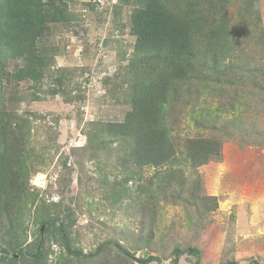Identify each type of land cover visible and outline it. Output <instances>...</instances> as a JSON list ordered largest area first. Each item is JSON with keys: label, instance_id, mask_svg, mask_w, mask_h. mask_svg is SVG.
Returning a JSON list of instances; mask_svg holds the SVG:
<instances>
[{"label": "trees", "instance_id": "trees-1", "mask_svg": "<svg viewBox=\"0 0 264 264\" xmlns=\"http://www.w3.org/2000/svg\"><path fill=\"white\" fill-rule=\"evenodd\" d=\"M240 1L243 4L234 11L233 0H135L133 51L109 90L115 103L128 109L121 120L92 121L87 143L105 181L106 187H99V191L106 201L119 204L118 209L131 195L134 201L138 199L140 211L148 207L151 198L155 205L173 199L175 204L200 205L207 212L217 208V196L202 194L197 169L223 160V141L228 134L220 129L225 120L220 118L219 127L218 119L211 121L213 109L207 98L218 91L221 98L236 105L244 98L237 92L239 82L247 77L249 86L261 88L264 80V67L252 69L236 62L242 50L239 28L257 30L261 20L259 0ZM66 8V0H0V227L5 221L9 227L0 228L6 237L0 240V264H165L154 253L137 255L142 248L153 250L155 237L159 233L162 239L164 233L160 228H149L146 233L147 228H141L131 248L111 238L85 252L74 230L78 216L74 209L62 201L47 203L30 184L32 173L45 163L40 149L30 145L36 117L30 110L20 114L16 109H6L5 90L21 81L31 82L36 90L34 99L42 98L37 93L45 86L50 60L38 42L54 24L71 21ZM252 11L256 14L249 17ZM122 58L126 59L125 53ZM228 58L232 60L224 63ZM10 59L23 65L9 70ZM66 79L72 81L68 74L56 78L50 93L71 100L67 90L72 92L73 88ZM202 97L208 105H200ZM22 99L15 95L14 101ZM180 101L199 105L201 113L194 121L203 126L201 129L218 134L201 131L178 142V122L172 112ZM234 118L245 124L244 115ZM102 147L109 153L103 152L106 159L99 155ZM183 166L190 169L188 175ZM147 168L154 171L147 174ZM28 219L36 226L33 232ZM184 254L194 258L193 264H202L198 246L182 248L178 243L172 248L169 264H179ZM221 264L242 263L232 259ZM246 264L264 263L250 257Z\"/></svg>", "mask_w": 264, "mask_h": 264}, {"label": "rangeland", "instance_id": "rangeland-1", "mask_svg": "<svg viewBox=\"0 0 264 264\" xmlns=\"http://www.w3.org/2000/svg\"><path fill=\"white\" fill-rule=\"evenodd\" d=\"M66 1V14L71 21L54 24L50 33L38 42L50 60L48 75L43 80L45 86L37 93L42 98L34 99L36 90L31 82L21 81L5 90L6 109H16L20 114L30 110L36 117L30 145L40 149L45 163L30 176L32 188L47 203L62 201L74 209L78 215L74 230L78 245L85 252L95 250L111 238L131 248L141 228H147L145 233L149 228H160L164 229L162 239L158 233L153 250L142 248L138 256L154 253L169 264L172 248L178 243L182 248L198 246L202 264H221L232 259L246 264L250 257L264 263V80L261 88L249 86L247 77L239 82L237 92H242L244 98L237 100L236 105L232 100L226 101V97L221 98L218 91L207 98L213 109L211 121L218 119L219 127L220 118L225 120V126L220 129L228 134L223 141V160L210 161L197 169L202 194L217 196L216 209L207 212L200 205L175 204L173 199L155 205L151 198L148 207L140 211L134 195L118 209L119 204L106 201L99 191V187L106 186L92 157L94 151L87 144L88 132L92 121L121 120L128 109L116 104L109 90L115 85L114 77L128 65L133 51L136 36L131 31L132 13L137 5L135 0ZM242 4L233 0L231 7L236 11ZM257 4L260 23L257 30L239 28L238 43L242 50L236 59L252 69L264 67V0ZM254 14L252 11L248 16ZM231 60L228 58L224 63ZM7 65L14 71L23 62L10 59ZM64 74L72 80L66 79V84L73 88L72 92L67 90L73 97L71 100L50 93L56 85L55 79ZM105 78H109L107 86ZM15 95L24 100L14 101ZM223 101L227 103L223 105ZM208 103L202 97L200 105ZM200 113L201 107L192 105L191 101H180L175 107L172 114L178 122L175 129L178 142L201 131L206 135L218 134L209 128L201 129L203 126L194 121V116L198 118ZM234 115H244L245 124H239ZM101 150V159H106L103 152L109 154L108 151L104 147ZM183 170L189 174V168L183 166ZM153 171L146 169L147 174ZM130 191L134 192L132 188ZM28 221L33 232L36 226L31 219ZM4 224L0 228L7 230V221ZM4 230L0 240L6 239ZM193 261L191 255L184 254L179 264H193Z\"/></svg>", "mask_w": 264, "mask_h": 264}]
</instances>
